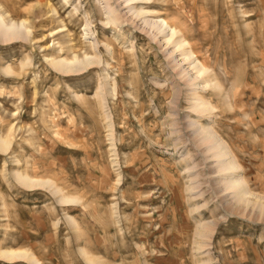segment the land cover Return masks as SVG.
Segmentation results:
<instances>
[{
    "label": "rangeland",
    "instance_id": "rangeland-1",
    "mask_svg": "<svg viewBox=\"0 0 264 264\" xmlns=\"http://www.w3.org/2000/svg\"><path fill=\"white\" fill-rule=\"evenodd\" d=\"M0 17L24 32L0 37V251L26 256L0 264H264V0H0ZM74 57L91 60L52 65Z\"/></svg>",
    "mask_w": 264,
    "mask_h": 264
},
{
    "label": "bare ground",
    "instance_id": "bare-ground-1",
    "mask_svg": "<svg viewBox=\"0 0 264 264\" xmlns=\"http://www.w3.org/2000/svg\"><path fill=\"white\" fill-rule=\"evenodd\" d=\"M103 1L107 2L108 0H103ZM124 1L128 2V4H130L136 0H124ZM128 12L129 13L131 12V14H133L137 18L138 17L144 18V16L147 13L142 8L135 9L133 7H130ZM104 13L107 16V18H108L107 21H109V23L113 22V24H114L117 22V19L115 17H111V15H113L115 13L114 9H112L111 6L107 5L105 7ZM143 24H145L151 30H154L157 34L162 35L166 44H168L172 40V38L175 36L174 29L166 22L165 19H161V18H157V19H149L148 18V19H146V18H144ZM87 34L88 33H85V35H87ZM23 36H24V32H23V25L22 24H20V26L14 24V23L6 25L3 22L2 18L0 17V37L1 38H3L4 40H10V39H14L16 37H23ZM91 45H92L93 49L98 48L97 47V45H98L97 41L91 42ZM184 45H186V42L182 38H180L179 40H177L174 43V48H175V50H185V49H183ZM192 55H194V54L192 53L191 50H188L187 52L183 51L182 52V59L186 60V62H187V60H189L188 65L192 69L197 71V73L202 72L204 70V66L197 59L196 60L191 59ZM90 60L91 59L88 60L86 58L85 64H84L82 62V60L78 61L76 59V57H74V60L71 62H65L63 60H57V61H53L52 65L54 68H56L58 70V72L60 71L61 73H65V74L70 73L71 74V73H75L81 69L84 70L83 68L90 63ZM185 74H187V73H185ZM203 134H205L204 138L210 143L211 148L214 151V157L218 158V157H224L225 155H227V152L221 147L220 143L216 140V138H214V136L212 134L204 133V132H203ZM6 148H7L6 143L4 144L0 140V150H5ZM225 157H227V156H225ZM225 169L235 170V167H233L231 164L227 163L225 166ZM18 177H19L18 179L20 180L22 185L23 186L26 185L25 187L32 186V185H35L38 183L37 181H32V178L30 179L27 176L20 175ZM35 182H37V183H35ZM242 185H243V183L241 181H235V180H231L228 184L229 189L237 190V195H238V198L240 200H244L243 198L246 194V192L242 189ZM0 257L3 259H6V260H14V259L22 258V257H26V256L24 254H22L21 252H18V251L6 250V251H0Z\"/></svg>",
    "mask_w": 264,
    "mask_h": 264
}]
</instances>
